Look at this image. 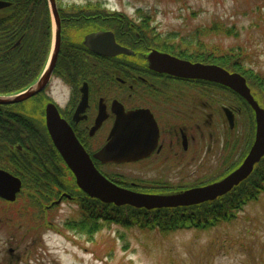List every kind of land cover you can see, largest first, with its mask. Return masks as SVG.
I'll use <instances>...</instances> for the list:
<instances>
[{"label":"flooded vegetation","instance_id":"af4514ba","mask_svg":"<svg viewBox=\"0 0 264 264\" xmlns=\"http://www.w3.org/2000/svg\"><path fill=\"white\" fill-rule=\"evenodd\" d=\"M0 2V86L7 85L0 94L24 91L50 68L47 81L34 94L0 104L5 118L29 119L50 142L51 156L41 148L30 159L25 154L31 147L24 138L1 140V146L9 150V163L0 164V169L19 178L17 195L30 194L25 185L42 191L44 211L64 201L78 206L80 195H87L49 135L48 123L55 127L52 117L56 115L72 130L103 176L134 192H180L220 180L242 162L256 132L251 104L235 88L211 79L209 73L207 77H186L169 69L173 56L190 64L238 73L264 109V83L250 68H244L238 47L226 50L211 41L224 33L221 21L214 20L210 27L193 25L185 18L184 22L189 21L185 34L165 33L154 15L143 13L132 19L109 8L108 0H53L56 22L50 0ZM108 33L122 49L113 47ZM32 126L25 128L31 130ZM249 132H253L251 138L243 137ZM243 142L245 153L237 162L211 182L199 185L145 186L115 170L155 165L168 173L174 166H204L217 143L221 161L232 162L241 155ZM116 154L120 160L111 158ZM16 160L23 161L21 169H14ZM78 222V217H67L63 225L75 229Z\"/></svg>","mask_w":264,"mask_h":264},{"label":"rangeland","instance_id":"374dc122","mask_svg":"<svg viewBox=\"0 0 264 264\" xmlns=\"http://www.w3.org/2000/svg\"><path fill=\"white\" fill-rule=\"evenodd\" d=\"M108 3L109 8L119 9L132 19L143 13L154 15L165 33L185 34L188 30L185 23L189 21L209 26L214 20L221 21L225 31L219 36L209 35L213 36L211 41L226 50L238 47L244 68H250L253 76L264 83V0H108ZM185 18L189 21L184 22ZM252 133L242 135L251 138ZM23 138L33 149L43 148L44 154L52 155L47 137L41 144L30 143L28 135ZM220 148L217 143L204 166H174L168 173L155 165L115 170L145 186L199 185L212 181L237 162L245 153L246 143H242L241 155L233 157L232 162L221 161ZM33 151L28 149L25 155L32 159L36 157ZM8 153V148L0 149L1 165L9 163ZM16 161L14 169H21L23 161ZM31 169L35 167L31 165ZM24 189L30 194L21 192L15 201L0 198V264H264V193L245 205L231 222H221L209 229L162 232L111 221L101 223L89 237L79 231V225L75 230L63 225L67 217H78L79 222L84 218L80 204L78 207L64 201L44 211L43 192L29 185Z\"/></svg>","mask_w":264,"mask_h":264},{"label":"water","instance_id":"95a60500","mask_svg":"<svg viewBox=\"0 0 264 264\" xmlns=\"http://www.w3.org/2000/svg\"><path fill=\"white\" fill-rule=\"evenodd\" d=\"M53 7V15L55 22L58 21L57 13L54 11L53 0H50ZM2 3L0 2V7ZM56 34L58 35V26H56ZM111 42L116 49H122L115 44L113 34L108 33ZM56 37L55 49L52 53L55 58L57 50ZM124 50V49H123ZM99 53H103L96 50ZM113 54V53H111ZM170 68L172 72L186 77H204L210 74V78L227 84L235 88L252 106L255 111L256 132L254 140L243 158L242 162L231 172L220 180L185 189L180 192L171 194H147L138 193L122 188L103 176L93 165L87 152L79 144L72 130L65 127L58 115L48 116L55 121V127L48 123V131L55 147L61 152L65 162L76 178V182L89 197L98 199L103 203H112L116 206L130 205L135 208H169L177 206H190L205 201H211L219 196L229 192L234 186L246 179L252 172L255 164L264 156V109L259 107L257 102L250 94L246 85L245 78L238 74H230L221 68H206L199 64H190L187 61L177 59L171 56ZM174 66V67H173ZM50 68H48L40 77L39 81L31 85L29 88L17 94L0 95V104H9L21 101L38 91L49 77ZM112 147V146H111ZM107 152L112 150L107 149ZM114 160H120L118 154L112 155ZM20 180L16 176L7 171L0 169V197L8 201H14L17 192L20 190Z\"/></svg>","mask_w":264,"mask_h":264},{"label":"trees","instance_id":"16d2710c","mask_svg":"<svg viewBox=\"0 0 264 264\" xmlns=\"http://www.w3.org/2000/svg\"><path fill=\"white\" fill-rule=\"evenodd\" d=\"M2 86L0 90L6 91L7 85ZM25 126H32L29 119L22 117L14 118L12 121L5 118V113L0 112V139L13 141L12 138H14V141H17L16 139H21V134L25 133L32 144L36 142L41 144L44 141L45 136L34 129V126L31 130H26ZM31 150L40 151L32 147ZM261 193H264V156L255 164L250 175L229 192L213 201L190 206L154 209L135 208L129 205L116 206L81 194L79 203L85 215L78 222V229L90 237L92 231L101 223L114 221L121 225H136L144 230L158 229L162 232L180 228L205 230L221 222H231L236 218L239 210L249 202L257 200Z\"/></svg>","mask_w":264,"mask_h":264}]
</instances>
